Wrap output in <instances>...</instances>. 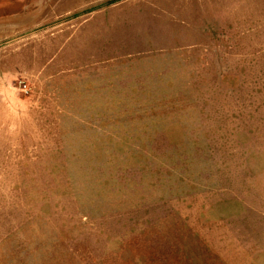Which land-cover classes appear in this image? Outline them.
<instances>
[{
    "label": "rangeland",
    "instance_id": "1",
    "mask_svg": "<svg viewBox=\"0 0 264 264\" xmlns=\"http://www.w3.org/2000/svg\"><path fill=\"white\" fill-rule=\"evenodd\" d=\"M0 264H264V0H0Z\"/></svg>",
    "mask_w": 264,
    "mask_h": 264
}]
</instances>
